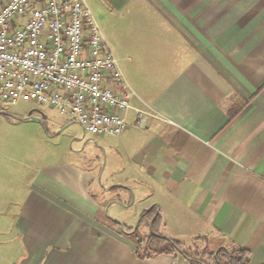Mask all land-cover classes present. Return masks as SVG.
<instances>
[{"label":"crops","instance_id":"1","mask_svg":"<svg viewBox=\"0 0 264 264\" xmlns=\"http://www.w3.org/2000/svg\"><path fill=\"white\" fill-rule=\"evenodd\" d=\"M86 3L137 93L127 130L1 180L0 264H191L138 257L150 210L187 250L264 264V0Z\"/></svg>","mask_w":264,"mask_h":264},{"label":"built area","instance_id":"2","mask_svg":"<svg viewBox=\"0 0 264 264\" xmlns=\"http://www.w3.org/2000/svg\"><path fill=\"white\" fill-rule=\"evenodd\" d=\"M136 97L86 0H0V108L33 101L121 136Z\"/></svg>","mask_w":264,"mask_h":264},{"label":"rangeland","instance_id":"3","mask_svg":"<svg viewBox=\"0 0 264 264\" xmlns=\"http://www.w3.org/2000/svg\"><path fill=\"white\" fill-rule=\"evenodd\" d=\"M103 32L106 36L104 28ZM30 113L35 119L29 118ZM83 132L78 123L48 105L21 101L0 108V182L45 163H75L76 152L88 140ZM96 140L86 153L91 146L110 148L113 143L110 138L109 142L102 137Z\"/></svg>","mask_w":264,"mask_h":264},{"label":"trees","instance_id":"4","mask_svg":"<svg viewBox=\"0 0 264 264\" xmlns=\"http://www.w3.org/2000/svg\"><path fill=\"white\" fill-rule=\"evenodd\" d=\"M160 220L155 210L146 211L141 217L139 230L134 234L137 242L136 252L141 259H149L160 254L181 253L191 264H251L249 250L240 247L224 248L217 254L187 250L182 243L159 231ZM143 229H150V234H142Z\"/></svg>","mask_w":264,"mask_h":264},{"label":"water","instance_id":"5","mask_svg":"<svg viewBox=\"0 0 264 264\" xmlns=\"http://www.w3.org/2000/svg\"><path fill=\"white\" fill-rule=\"evenodd\" d=\"M29 118H31V119H35V118L32 116V113H30ZM39 120H40V119H39Z\"/></svg>","mask_w":264,"mask_h":264}]
</instances>
